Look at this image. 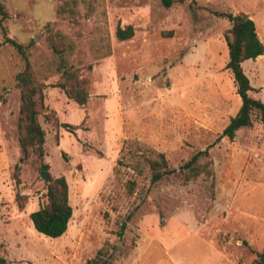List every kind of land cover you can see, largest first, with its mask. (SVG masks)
Segmentation results:
<instances>
[{"label":"rangeland","instance_id":"1","mask_svg":"<svg viewBox=\"0 0 264 264\" xmlns=\"http://www.w3.org/2000/svg\"><path fill=\"white\" fill-rule=\"evenodd\" d=\"M2 2L7 37L26 46L32 73L47 85L44 162L51 177L65 178L72 207L60 239L38 234L29 219L45 202L46 181L34 155L20 162L15 76L25 62L0 32L5 264H87L99 251L109 264H253L264 247V125L254 112L232 141H216L241 100L225 69L230 24L213 13L246 14L264 45V0H98L90 17L80 4L76 21L57 19L63 0ZM48 23L68 47L62 54L50 48ZM128 25L133 37L118 41L116 28ZM57 67L89 80L86 105L52 87ZM242 68L250 95L264 103V55ZM204 149L209 155L198 163L207 172L195 180L177 173L151 183L145 157L162 153L178 171Z\"/></svg>","mask_w":264,"mask_h":264},{"label":"trees","instance_id":"2","mask_svg":"<svg viewBox=\"0 0 264 264\" xmlns=\"http://www.w3.org/2000/svg\"><path fill=\"white\" fill-rule=\"evenodd\" d=\"M97 2L98 0H63L56 10L57 19L64 16V14H69L72 21H76L77 8L80 4L87 8V17H90ZM213 14L227 20L230 24V29L224 35L228 49V61L225 69L232 74L236 93L241 100L238 112L230 119L228 125L216 138V141H220L223 138L232 141L240 128L251 126L254 112L259 114V120L264 125V103L260 99L250 95L254 89L242 68L244 61H254L264 55V45L257 35L253 20L246 14L225 12H214ZM7 18L8 14L2 0H0V32L3 40L5 43L11 45L25 62L23 71L17 73L15 76L16 86L20 92L17 119L18 145L22 152L20 162L34 155L37 170L39 172H48L49 166L44 162L45 132L39 122V116L45 110L43 91L47 85L38 81L32 73L26 53V46L7 37V31L4 26ZM48 26H50L49 23L47 30ZM133 35L134 28L130 25L123 28L118 26L115 30V37L120 42L131 39ZM62 39L63 37L59 38L58 32L49 34L47 40L54 54H62L68 50V47H63ZM87 69L91 70V65H88ZM55 73L59 75V79L52 87L60 89L67 98L73 100L77 105H86L89 98V80L80 77L76 69L62 67L59 69L57 67ZM48 77H45V80ZM60 126L69 132H73L78 128L67 123H62ZM208 155V149L197 151L178 171L169 168L168 161L162 153H154V156L145 157V163L151 172L150 181L154 184L166 176L177 173L185 181L195 180L198 176L207 172L205 167L200 165L198 161L201 158H207ZM18 174L19 167L16 165L13 179L17 185L19 184ZM134 184V182L127 184L129 192L134 190ZM44 192V204L31 212L29 219L37 233L51 239H56L65 234L72 217V207L69 204L68 185L65 178L63 176L53 178L49 175L48 180L44 184ZM129 219L130 217H127V220ZM125 228L126 222H123L120 227V235H122ZM102 256H107V254L99 251L98 255L88 261L87 264H109L106 260L102 259ZM0 264H5V261L1 258ZM253 264H264V247L261 252L256 253V259Z\"/></svg>","mask_w":264,"mask_h":264},{"label":"water","instance_id":"3","mask_svg":"<svg viewBox=\"0 0 264 264\" xmlns=\"http://www.w3.org/2000/svg\"><path fill=\"white\" fill-rule=\"evenodd\" d=\"M39 176H40L44 181H47V180H48L49 173H48V172H40V173H39Z\"/></svg>","mask_w":264,"mask_h":264},{"label":"bare ground","instance_id":"4","mask_svg":"<svg viewBox=\"0 0 264 264\" xmlns=\"http://www.w3.org/2000/svg\"><path fill=\"white\" fill-rule=\"evenodd\" d=\"M260 57H261V56H260ZM258 58H259V57H258ZM67 232H68V230H67ZM67 232H66V233H67ZM66 233H65V235H66ZM38 234H39V233H38ZM40 235H41V234H40ZM63 236H64V235H63ZM63 236H62V237H63ZM60 238H61V237H60ZM60 238H58V239H60ZM55 240H56V239H55Z\"/></svg>","mask_w":264,"mask_h":264}]
</instances>
